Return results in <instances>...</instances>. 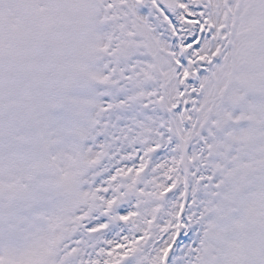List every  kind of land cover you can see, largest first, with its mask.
Segmentation results:
<instances>
[{"label":"snow or ice","instance_id":"snow-or-ice-1","mask_svg":"<svg viewBox=\"0 0 264 264\" xmlns=\"http://www.w3.org/2000/svg\"><path fill=\"white\" fill-rule=\"evenodd\" d=\"M0 264H264V0H0Z\"/></svg>","mask_w":264,"mask_h":264}]
</instances>
